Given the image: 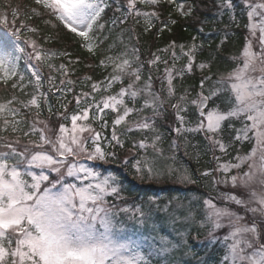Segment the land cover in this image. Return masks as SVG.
<instances>
[{
	"label": "snow or ice",
	"instance_id": "1",
	"mask_svg": "<svg viewBox=\"0 0 264 264\" xmlns=\"http://www.w3.org/2000/svg\"><path fill=\"white\" fill-rule=\"evenodd\" d=\"M162 2L163 0H126L127 15L143 17L147 31L151 28L153 19H159L154 9ZM167 3L173 4L174 0H167ZM34 4L37 6L31 9L34 16L46 13L54 18L67 32L80 39L81 48L95 55L97 45L94 33L105 27L100 21L108 6L107 0H34ZM138 6L151 7L153 10L142 11ZM245 7L248 9L249 35L258 40L259 49L254 50L252 40L246 38L239 56L232 57L238 61L236 66L226 76H221L207 91L205 84L211 77L206 76L201 80V91L190 101L200 117L195 126H186L184 113L187 112L189 103L187 94L179 96L177 102L171 104L178 122L174 129L177 135L202 132L213 149L226 153L228 145L219 137L222 126L226 121L242 119V127L236 129L233 139L255 141L247 154H238L233 160L221 161L219 156H215L217 163L214 171L219 176L213 175L209 170L201 173L204 177L213 176L211 183L214 186L242 188L247 190L249 197L244 199L241 194L229 191L219 193L220 199L226 203L242 207L246 214H251V219L247 222H243L244 216L229 207L217 206L213 198L203 200L204 217L200 224L209 227L212 243L223 244L222 264H264V191L258 192L252 187L258 180L264 189V0H245ZM175 11L185 16L190 14L191 8L185 11V5L179 3L176 4ZM12 16H17L16 10L12 11ZM44 22L51 23L48 20ZM169 23L175 24L176 21L169 19ZM0 24L8 29L7 35L0 37V81L7 84L18 77L20 83L14 82L11 87L23 90L24 76L19 72L18 63L23 58L31 73L29 83L35 89L26 102L20 101L16 96L0 102V131H7L9 126L13 133L20 130L18 125L24 122L17 119L21 108L14 106L20 104L24 109H37V118L23 135L27 137L38 133L39 138V142L29 141L20 151L15 146L20 143L19 139L9 141L7 137H0L4 141L2 147L8 150L0 157V264H148L140 250L141 245L122 235L121 222L106 207L107 197L120 195L122 185L119 176L115 173H102L82 161L106 164L117 159V153L107 149L124 147V141L118 132L121 127L126 131H154L148 117L129 122L133 113L151 109L157 114L165 103L160 94L153 92L151 75L143 87H137L142 78L141 68L133 67V60L128 58L127 52L108 55L100 60V66L111 67L112 71L100 81H92L91 76L83 77L80 83L89 86L90 91L77 94L74 91L77 81L67 78L70 73L66 66L60 64L59 69H55L54 65L47 63L56 53L45 52L34 39H24L21 43L22 29L26 28L34 33L36 28L23 23L20 27L9 28L2 12ZM8 37L13 38L14 51L10 50ZM169 47L173 49L171 66L155 53L148 64L150 67L160 62L165 65L162 82H166L167 97L170 100L175 96L174 79L192 71L197 46L192 44L187 51L184 45L179 46L180 54L187 58V63L179 68L176 62L180 56L175 51L177 46L174 41L161 51L167 52ZM60 55L67 56L69 53ZM135 59L139 60V57L136 56ZM46 63L50 70L59 71L61 75L58 86L54 83V77L49 75V90L55 89L65 95L72 93L75 99V110L71 114L66 105L63 113H57L65 122L59 123L55 131L47 121L39 119L40 100L42 97L47 100V94L41 92V66ZM207 67L206 63L199 64L200 69ZM257 70L259 75H253ZM125 77L129 78L127 85L123 83ZM117 83L121 87L118 91L111 92L113 85ZM101 92L105 94L97 99V94ZM224 94H227L228 99L225 107H209L214 98L218 99ZM141 96L143 103L140 108H136L134 105ZM129 100L133 106H129ZM48 110L51 112V107ZM109 112L114 114L110 138L103 131L109 125V121L105 119ZM95 124L99 125V130L94 127ZM159 139V136L154 137L151 144L155 152H160L157 147ZM148 146L143 139L133 145L140 149ZM10 156L18 157L15 163L9 162ZM123 163L127 166V157ZM21 164L24 165L23 169L19 167ZM245 164L247 170L240 171ZM131 166L141 178L144 173L149 178H158L163 174L162 169L147 157L136 159ZM33 169H39V172ZM233 169L236 170L235 174H232ZM53 173L56 179H50V174ZM168 174L175 175L181 183L195 182L190 175L179 169L169 167ZM66 177L74 178L78 183L66 182ZM253 204L254 207L251 206ZM224 228L228 229L227 233L217 238L216 233Z\"/></svg>",
	"mask_w": 264,
	"mask_h": 264
},
{
	"label": "trees",
	"instance_id": "2",
	"mask_svg": "<svg viewBox=\"0 0 264 264\" xmlns=\"http://www.w3.org/2000/svg\"><path fill=\"white\" fill-rule=\"evenodd\" d=\"M190 1L192 2L193 10L189 15L184 17L173 14L172 6L169 4H161L158 8H155L154 10L158 13L161 20L156 25V23H154L155 19H153V24L147 31L145 30L147 25L145 24L143 17H134V20L128 24H123L119 18L115 24L112 25L107 20L108 23L105 22V27L103 29H97L94 33L96 42H100L95 49L96 54L93 55L94 58H92L93 62L91 63L87 61L88 54L85 49L80 47V39L75 37L74 34L67 32L60 24H58V22L55 23V27H53V24L51 23L46 24L44 22L46 21V17L42 10H40L43 13L41 16H34L31 12V5H28L25 2L19 3L17 0H0V8L11 15L12 11L16 10V18L20 15L28 26L37 29L34 33L27 32L39 41L42 46L41 48L45 52L56 53L55 56L47 60V63L54 65L55 69H59L60 64L66 66L70 73L67 78L77 81L74 88V91L77 94L81 91H90L89 86L80 83L83 77L91 76L92 81H100L105 77L104 75L108 68L100 66L99 58L103 59L108 55L115 56L124 52H127L128 58L133 60V66L141 68L142 78L141 81H139V84L143 85L151 75L154 88L159 92L160 88L161 90H164V82H161L160 84V81L164 76L165 65L160 62L157 65L150 67L148 61L154 58L153 54L155 53L161 57L162 61L167 60L169 66H171L173 63L171 57L173 49L169 47L167 52H163L161 49L168 47L173 41L177 46L175 51L177 55L180 56V59L176 62L178 68L187 62V58L180 54L179 46L184 45L185 51H187L188 47L192 44L197 46L195 49V56L198 60H201L202 63L208 65V67L204 68L200 73L211 77V79L205 84V90L207 91V89L212 86V79L215 78L218 72L216 69L220 65H226L228 62L225 57L222 59L223 55L225 56L226 53L231 52V45H228V43L232 44V42L235 41L236 44H238L235 51H237L242 45V33L238 31V26L240 27L241 24H244L246 18L244 11L238 6H235L234 18H232V13H230L226 7L223 8L219 5L220 3L223 5L224 2H227L228 0ZM231 1L234 5L236 4V1ZM114 5L121 9L120 12H124L125 4L122 3V0H115ZM145 8L149 9V7ZM124 15L126 14L122 13L121 16ZM169 19L175 20L176 23H169ZM64 52L69 53V55H60V53ZM136 56L139 57V60L135 59ZM47 63L41 66V70L44 81L47 83L45 90H48V95L46 101L43 97L41 98L39 111L47 116H49V114L52 115L54 119L55 114L63 112L65 105L67 106V111H74L75 99L72 93L65 95L62 92L53 93L49 90V75L54 77V83L57 86L59 85L58 82L60 81L61 75L59 71L50 70L47 67ZM86 65H92V67H86ZM20 69H22V74L24 75L23 90H21V88L13 89L10 85H7L4 89H0V102L10 99V94H12L13 91L15 92L14 95L19 100H23L26 95L34 93V86L29 83L31 74L27 70L26 64L22 63ZM192 69L194 72H185L183 77H176L174 79L173 83L176 93L185 88L189 89L190 92L196 90L200 79L197 77V71H195L194 64ZM41 92H44V90L41 89ZM102 95V92L97 94V99ZM161 95H164L162 91ZM168 102L169 99H165L163 106L166 107L165 105H167ZM226 105H224V107ZM49 107H51V112L48 110ZM19 108H21V114L17 119H22L24 121L18 125L20 130L13 133L11 131V126H9L8 130L2 133L17 134V136L25 138L23 132L29 131V125L31 123L29 115L31 113L27 116L25 114V109L21 106ZM160 110L163 118L160 120L157 118L156 123L158 124V131L162 136V143L166 147L168 153L167 156L171 158V161H174L178 168L183 169L192 179L195 180V185L178 184L166 181L161 183L138 182L134 177L131 166L135 161V158L129 159L127 166H125L120 163L122 162L123 154L119 153L115 162L107 166H100L99 169L102 173H115L119 176L122 185V193L132 199L142 202L150 220L153 222L152 227H154V231L156 232L168 234L169 236L174 235L175 233L172 229H170L172 232L167 230L166 221L176 217V215L184 216L188 212L193 214V221L185 225L189 226L190 229L186 233L183 242L178 245V255H180L181 258L177 264H191V259L195 260L193 264H218L220 250L218 249L217 244H212L208 239L203 238V230H200L197 223V219L201 218L202 198L207 192H216L211 183L210 177H204L201 175L203 171L210 169L211 162L208 155L211 150L205 144L200 132H192L190 134H185L186 137H184V140L186 141L184 145V153L187 154V157H181L180 152H178L177 155H174L173 153H175V151L171 146L174 130L170 126L172 113L164 108H161ZM33 111L36 112L37 109L32 108L31 112ZM68 113L70 114L71 112ZM187 117H190V122L194 117L196 118L193 109H189ZM8 118L11 119V117ZM229 123H231V125ZM0 126H2V121H0ZM235 126L236 123L226 121L222 128L224 139L227 143L231 141L230 147H228L230 154L235 153V144L234 141L232 142L231 140L232 136L235 134ZM149 133L150 131H147L145 134L147 135ZM29 136L32 137L33 135ZM137 137L138 134L135 132L124 134L122 138L124 146H131ZM8 159L10 163H15L17 160L16 157L11 156L8 157ZM176 203H182L184 206L177 208ZM167 204V210L164 209L161 210V212L158 211L159 207L161 208ZM192 235H197L199 239L194 240Z\"/></svg>",
	"mask_w": 264,
	"mask_h": 264
},
{
	"label": "rangeland",
	"instance_id": "3",
	"mask_svg": "<svg viewBox=\"0 0 264 264\" xmlns=\"http://www.w3.org/2000/svg\"><path fill=\"white\" fill-rule=\"evenodd\" d=\"M165 1L167 2V0H163V2H165ZM242 1L245 4V0H242ZM253 2H260V0H253ZM179 3H183L185 5V11H187V9L189 7L191 8V3L188 0H174V3H173L174 11H175L176 4H179ZM247 11H248V9H247ZM175 13L179 14L176 11H175ZM156 24H158V23H156ZM246 30H247L246 34L243 37L244 44L246 42V38H249V39L252 40L253 49L254 50H258L259 49L258 40L250 37L249 32H248V28H246ZM257 36H258V33H257ZM8 40L10 42V50H14V46L11 43V37H8ZM230 45H231V52L228 51L229 53H226L225 56L224 55L222 56V59H224V57H225V59H227L228 62H227L226 65H220L216 69V71H218V72L216 74V79H212L213 81H216V80L219 79V77H218L219 73L228 72L231 69H233L236 66V64H237V61L233 60L232 57H238L242 49L239 50V48H238L239 53H238V50L235 51L237 49V47H238V44H236L235 41L232 42V44L230 43ZM231 60L234 62V64H233V62ZM253 75H259V71L257 70V72L253 73ZM161 82H162V79L160 81V84H161ZM120 87H121V85L119 86V88ZM137 87H143V85H137ZM119 88L117 89V91L119 90ZM164 88H165L164 90H161V88H160V92L162 91V93L164 94V99H168L167 92H166V88H167L166 82H164ZM152 90H153V92L156 93V91H154V89H152ZM199 92L200 91H198V93ZM138 99L142 100L141 101V104H142L143 103V96H141ZM177 100H178V98H171L169 100V102L167 103L168 106H166V108L164 106L162 107V108L166 109L168 112L172 113L170 126L172 128H174V129H175V127L178 126V122L175 119V110L171 106L169 107V105L172 102H174V101L177 102ZM188 101H189V103L187 104V107H189V109H191L194 105H192L190 103L191 99L188 98ZM220 101L223 104H228L227 94L222 95ZM213 106H220L219 103H218V99L217 98H214ZM194 109H195V106H194ZM108 114L110 115L108 130H109V136H111V130H112L111 129V119L113 118L114 114H112L110 112ZM144 117L150 118V122L153 124V127H154V131L150 130L151 131L150 132L151 133L150 137H148L146 139H143V140L146 141V143L149 146L146 149H140L139 147H137L138 149H136L135 147H133V149L127 150V152H125V157L133 156L135 159H140L141 157H147L149 160H153L158 168L162 169V173L163 174L160 175L158 178L157 177L149 178L147 173L143 174V178H141L140 175H137L138 178L140 177L141 179H144L146 181L147 180H155L156 182H160V183L164 182V181H166V182H174V183L175 182L176 183H181V182L177 181L175 175H169L168 174V168L172 167L174 169H179L180 171H184V170L178 168L175 165L174 161H171V158L169 156H167L168 155L167 151L162 149L161 146H160V143H161L160 139H159V141H157V147L160 149V152H155L153 150V148L151 147V144H152V141H153L154 137L159 136L158 124L156 123V120H157V118H159V120L161 118H163L161 110H159V112L157 114H154L151 109H144L143 111H140L139 116H136L134 118H129V122L132 123V122L141 120ZM199 119H200V117L197 118L196 122H198ZM233 120H236V119H233ZM186 121H187V119H186ZM47 122L49 124V127L51 129H53L54 131L58 129V126H59L58 123L55 125V123H53V122H50V121H47ZM228 122H230V121H228ZM229 124L231 125V123H229ZM239 125H241V127H242V123H240ZM38 126H40V125H38ZM186 126H189V125L186 124ZM190 126H193V125H190ZM42 127H43V125H42ZM94 127H95V125H94ZM241 127H239V128H241ZM122 130H126V129L124 127H121V128L118 129V132L120 133V131H122ZM174 133H176V132L174 131ZM186 133H191V132H185V133H183L181 135H178L181 141L180 142L174 141V143L172 144V147H173V145L175 146L174 149L177 148L176 144H178V147H183L184 146V137H185ZM221 135L222 134L220 132L219 133V137L220 138H221ZM204 136H205V134H204ZM159 138H160V136H159ZM38 140H39V138H38ZM247 142H250V141H247ZM247 142H244V143H247ZM251 142H252V144H250L251 145L250 146V150L253 147V144L255 143V141L252 140ZM210 147H211V145H210ZM212 152H213V150H212ZM247 153H244V154H247ZM238 154L239 155H244L239 150H238ZM231 160H233V159H231ZM82 162L87 163L90 167H93V168L95 167V165L96 166H98V165H102L103 166V165L109 164V163L104 164V163L93 162V161H82ZM98 167H96L97 170L99 169ZM36 170L39 171V169H36ZM246 170H247V165L245 164L244 166H242L240 171H246ZM235 173H236V170L233 169L232 170V174H235ZM219 175L220 174L217 173V176H219ZM25 178L26 179H30L28 177H25ZM50 179H56V175L54 173L50 174ZM65 179H66V182H76V183H78V181L74 180V178L66 177ZM181 184H187V183H181ZM188 184H191V183H188ZM218 187H216V189H215L217 194L214 195V197H213L214 198V203H216L217 206H219V207L227 206L232 211H235L238 214L244 216V221L243 222L249 221L251 219V214L250 213L246 214L244 208L239 207V206H237L235 204L226 203L225 201L220 199V196H219L220 192L229 191V192H236L237 194H241L244 199H249V197L247 195V190L242 189V188L233 189V188H231L230 185L229 186L219 185ZM252 187L255 188L256 191H258V192L259 191H264V189L261 188L258 180L252 185ZM108 198H110L113 201V204H110V200H108ZM118 200H120L118 197H114V196L107 197L106 207H108L115 214L116 220L121 222V224L123 226L122 229H121V232H122V235L124 237L136 240L141 245V249H140L141 251L142 250H152L149 255L147 253H143L145 258L148 260V264H175L178 261H180L181 256L178 255V251H179L178 245H180V243L183 242V240H184V238L186 236V233L190 229L189 226H185V225L188 224L189 222L193 221V214H190L188 212L184 216L176 215V217L166 221L167 230L171 231L170 229H172V231L175 233L174 235L169 236L168 234H161L160 232L154 231V227H152L153 222L150 220L149 215L146 212V209H145L143 204L134 203L133 200H132V202H129V204H127L126 201H123L124 203H120V201L118 202ZM131 203H132V205H131ZM168 204L164 205L161 208L159 207L158 211L161 212V210H164V209L167 210L168 209ZM202 205H203V202L201 200V218L197 219V223H198V227L200 228V230H203L202 231L203 238L204 239H208V241L211 242L212 239H210L211 236L209 235V227L207 225L201 226V224H200V221L204 217V207ZM183 206H184V204H182V203H176V207L177 208L178 207H183ZM251 206L254 207L255 204H253ZM125 209L127 211H125ZM141 220H142V222H141ZM226 222L227 221H225V223ZM180 225H182V226H180ZM227 231H228L227 228L219 230L216 233L217 238L222 237L224 234L227 233ZM194 240H195V238H194ZM145 245H148L150 248H147ZM222 246H223V244H222ZM223 254H224V246H223ZM162 258L164 259V262L162 261ZM220 258L221 259H220L219 264H222L223 255Z\"/></svg>",
	"mask_w": 264,
	"mask_h": 264
},
{
	"label": "bare ground",
	"instance_id": "4",
	"mask_svg": "<svg viewBox=\"0 0 264 264\" xmlns=\"http://www.w3.org/2000/svg\"><path fill=\"white\" fill-rule=\"evenodd\" d=\"M238 52H239V51H238ZM171 239H172V238H171ZM171 239H170V240H171ZM170 252H171V251H170ZM162 261L164 262V259H163V258H162Z\"/></svg>",
	"mask_w": 264,
	"mask_h": 264
}]
</instances>
